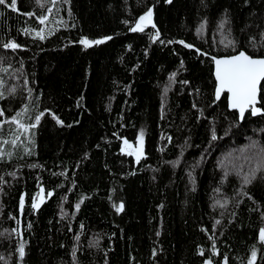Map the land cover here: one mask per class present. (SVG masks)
Instances as JSON below:
<instances>
[{
  "label": "trees",
  "instance_id": "16d2710c",
  "mask_svg": "<svg viewBox=\"0 0 264 264\" xmlns=\"http://www.w3.org/2000/svg\"><path fill=\"white\" fill-rule=\"evenodd\" d=\"M41 4L0 5V264H22L21 242L23 264H248L253 246L256 264H264V179L243 186L236 174L241 164L247 171L252 142L264 145V117L240 121L226 93L215 99L210 59L239 51L264 58V0ZM152 7L156 42V29L130 31ZM106 35L113 40L88 49L79 43ZM12 40L21 48L3 47ZM181 40L194 48L168 43ZM26 106L22 123L44 116L16 140L17 126L6 121ZM141 130L145 158L137 164L123 148L125 139L137 146ZM242 186L251 200L239 194ZM38 194L43 203L33 209ZM121 202L118 213L113 205Z\"/></svg>",
  "mask_w": 264,
  "mask_h": 264
},
{
  "label": "snow or ice",
  "instance_id": "6c2138e0",
  "mask_svg": "<svg viewBox=\"0 0 264 264\" xmlns=\"http://www.w3.org/2000/svg\"><path fill=\"white\" fill-rule=\"evenodd\" d=\"M37 4H40L41 7L43 5L41 4V0H36ZM66 3H70V0H65ZM53 3H55V0H53ZM167 3L171 4L172 0H167ZM0 5H4L6 7H10L13 11L17 10V0H10V3L8 0H0ZM49 12H51V9H49ZM3 13H0V16H2ZM34 15V13H33ZM68 15L71 16L72 12L69 9ZM40 24H44L45 21L48 19L47 16H41L38 18ZM229 21L227 19H224L220 22L219 27L221 29L224 28V25L227 24ZM125 25H128V21H123ZM207 22L205 21V24ZM204 24L200 26L199 29H197V34L200 33V31L204 28ZM151 27L152 29H156V31L153 34H150V38L153 42H156L160 39V32L156 27V24L153 22V10L149 8L143 15L139 16V19L135 21L134 25L131 26L130 31L133 33H144L146 29ZM29 34V30H25V35ZM34 38H39L41 41H43L46 37L45 34L42 31H35ZM113 40V36L106 35L101 38L97 39H90L88 37H82L79 40V43L84 46L85 49L92 48L96 45H102L107 43L108 41ZM223 42V41H222ZM161 43H164V41H161ZM168 43H179L182 44L187 49H193L194 45L185 43L184 41H168ZM232 47V50L236 51V45L233 41H228V44L226 47ZM3 47L5 49H11L13 51L17 50L18 48H21V45L16 43L15 40L9 41L7 43L3 44ZM252 47L254 50L257 48L256 41L253 39L252 41ZM259 47H264V40H261ZM195 53L198 54L200 57L207 56L208 53L201 51L199 48H195ZM210 59L214 62L215 65V99L217 101L220 100L222 94L227 93L228 96L225 98L227 103L230 105V107L238 112V119L240 121H243L245 119V114L248 113L249 115L256 117L261 116L264 117V105L261 104L262 101H264V95H262V92H264V58H254L252 55H249L246 51H239L235 55H229L223 58H217L215 56L210 57ZM181 67H183V61H181ZM175 73H173L169 80L173 81L175 79ZM183 83H188V81H183ZM168 89H165V93H167ZM12 92H15V89H12ZM29 94H31V89H29ZM4 97V93L0 91V98ZM259 105V106H258ZM195 107V105H193ZM27 111V106L25 109L22 110V112L16 113V115L12 116L10 120H7L6 122L9 124H15L17 126V135L16 140L19 139L20 135L29 133L30 129L36 128L40 122L42 117L44 116V112H40L35 116V120L32 123L24 124L21 122V116L24 112ZM201 115H203V112L201 110ZM0 116H4L3 109H0ZM53 119L56 120L57 123L63 125V121H61L58 117H56L53 114ZM3 125H0V128H2ZM22 129V132L20 131ZM144 137L145 133L143 130H141L139 134V140L138 145L134 146L133 144L129 143L127 139L124 140V148L123 151L127 156L135 157L136 163L139 164L142 158L144 157ZM212 140H217L218 137L215 133V131L212 132ZM16 140H13V143L16 142ZM169 142L171 141V137H168ZM7 143V141H5ZM251 148L253 149L252 152H250L248 155L244 156L243 159L245 162L248 163L247 171L244 170V165L241 164L237 166V175L242 177V185L248 186L253 183L258 177L260 179H264V145H259L258 142L253 141ZM179 161L174 162V166L178 165ZM33 167H39V165H33ZM56 175V173H54ZM59 175H66L65 173H59ZM134 175V173H133ZM228 173H225V178L227 177ZM188 176L192 179L193 182V188L192 191H195V177L192 176V172L188 173ZM241 187L240 189V195L247 196L248 199H252V197L247 193V191L244 190V187ZM44 191L43 188H41V193ZM115 191V190H114ZM51 195V193H49ZM87 197H85L86 199ZM37 201L42 202L43 197H41L39 194L37 195ZM81 203H83V200L78 202L75 205V208L77 211H79L81 207ZM243 203L242 200H238L237 204ZM224 205L222 204L221 207ZM25 207V201L21 199L20 201V211L23 212ZM31 207L33 209H38L39 204L37 202H32ZM115 207L116 211L118 213L124 211V204L121 202L118 205H113ZM262 218H264V213L261 214ZM15 219V217H13ZM19 223V222H18ZM217 225L221 223L220 220H216L215 222ZM31 224H28V228H31ZM81 227H83L81 225ZM13 231H16L14 229ZM159 234V233H158ZM77 240H79V237H76ZM259 240L261 245H264V227L259 229ZM213 247H215V244H213ZM19 257L23 264L26 252H25V244L23 242L19 243ZM203 254V253H201ZM257 249L255 246H253L252 252H251V260L248 261V264H256L257 260ZM73 259L76 257L75 250L72 253ZM208 264H212V262L209 260ZM224 264H227V259L225 258Z\"/></svg>",
  "mask_w": 264,
  "mask_h": 264
},
{
  "label": "water",
  "instance_id": "95a60500",
  "mask_svg": "<svg viewBox=\"0 0 264 264\" xmlns=\"http://www.w3.org/2000/svg\"><path fill=\"white\" fill-rule=\"evenodd\" d=\"M152 10L154 9L153 7L151 8ZM154 22V21H153ZM149 28H151V27H149ZM221 58H223V57H221ZM254 58H263V57H254ZM214 79H215V65H214ZM263 83V82H262ZM225 94V93H224ZM224 94H222V96L224 95ZM227 94V93H226ZM228 95V94H227ZM222 96H221V98H222ZM220 98V99H221ZM228 106H229V110L230 111H236V110H234V109H232L231 107H230V105L228 104ZM259 106V105H258ZM237 112V111H236ZM238 113V112H237ZM247 114V113H246ZM246 114H245V116H246ZM256 117H258V116H256ZM41 197H43V196H41ZM38 204H39V206L43 203V201L42 202H40V201H38L37 202ZM21 215H22V212H21ZM22 221V220H21ZM21 221H20V229H21Z\"/></svg>",
  "mask_w": 264,
  "mask_h": 264
},
{
  "label": "rangeland",
  "instance_id": "374dc122",
  "mask_svg": "<svg viewBox=\"0 0 264 264\" xmlns=\"http://www.w3.org/2000/svg\"><path fill=\"white\" fill-rule=\"evenodd\" d=\"M83 46V45H82ZM84 47V46H83Z\"/></svg>",
  "mask_w": 264,
  "mask_h": 264
}]
</instances>
